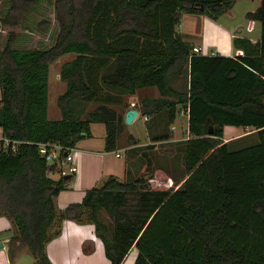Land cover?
<instances>
[{
	"label": "trees",
	"instance_id": "16d2710c",
	"mask_svg": "<svg viewBox=\"0 0 264 264\" xmlns=\"http://www.w3.org/2000/svg\"><path fill=\"white\" fill-rule=\"evenodd\" d=\"M3 1L0 215L15 228L10 262L26 251L34 264H52L46 245L70 219L94 225L109 264H121L132 247L135 264H264V0L244 15L260 23V38L234 36L241 51L234 57L193 52L178 25L184 14L216 21L238 0H54L57 30L50 43L31 48L17 29H34L29 15L38 0ZM46 22H38L39 32ZM66 53L75 56L60 67L66 89L57 98L61 117L51 120L49 68ZM174 78L182 79L178 86ZM153 86L160 96L143 102V114L158 122L153 141H169L179 110L188 114L190 137L173 142L177 174L144 152L149 159L140 173L111 176L58 209L54 198L73 173L52 178L62 169L59 158L47 161L39 145L56 143L66 157L91 135V122H102L105 149H116L125 124L114 106ZM226 125L251 131L224 141ZM247 135L253 141L241 144ZM139 150L129 149L128 157Z\"/></svg>",
	"mask_w": 264,
	"mask_h": 264
},
{
	"label": "crops",
	"instance_id": "0c3cea01",
	"mask_svg": "<svg viewBox=\"0 0 264 264\" xmlns=\"http://www.w3.org/2000/svg\"><path fill=\"white\" fill-rule=\"evenodd\" d=\"M250 1L255 2L256 0ZM259 1L260 0H258V4ZM247 11L249 10H246V12ZM183 16L178 25L179 32L183 34L185 38L186 36L191 37L190 34L193 35V33L199 36L201 44H191L194 47H198L203 55L234 57L241 54V51L234 48L232 45V39L234 36H244L251 39L253 42H256L260 38L261 30L258 35H250L255 29L257 21L248 22L245 19V24L236 26L229 20V18L224 19V16H233V9L232 13L223 14L217 19V22L220 23H215L216 21L211 20L208 17H202L201 21L197 23L194 20L196 15H190L192 17L187 21H193L194 24L197 23V26L194 27L195 31L181 29L183 25ZM221 40H223L224 43H221ZM208 47L213 48L211 53L206 51ZM74 56V53L61 55L60 57H67L66 60L61 62V65L64 62L71 60ZM53 63H51L49 68L48 95L51 91L52 94L57 95V97L52 103L48 97L47 116L51 120L59 119L61 117V110L58 106L57 98L66 89V83L60 79L59 75L57 76V80L50 77ZM181 80L182 79L174 78V86H177L176 83H180ZM159 96V91L155 86L139 88L135 93L125 94L123 96V103L114 106L119 113L123 114V118H125V113L130 108H135L138 111L136 118L130 124H126L124 121V131L118 138L117 148L114 150L107 151L105 149L106 129L104 123H90L91 135L81 138L70 150L73 156L72 162L75 165L76 170L73 172V178L69 187L61 190L54 198L55 206L58 209H63L69 204L80 202L87 189L103 185L111 176L123 179L126 175L127 169L132 170L135 174L140 173L149 159L147 156H141L143 155L142 153L147 152L149 156L155 152V147L145 150V146L155 145L156 143L161 144L164 142L174 146L173 142L185 140L190 137L188 130V114L183 109H180L174 122L169 127L171 135L169 141L162 142L152 140V137L159 131V126L156 124L158 122L153 121V116L143 114V102L148 99L158 98ZM95 105L96 104L93 103L89 104L88 109H92ZM162 114L163 111L155 115L160 116ZM145 116L147 119H145ZM138 121L142 123L139 125L143 127L140 129L139 133H136L133 130V127ZM243 129L247 128L226 125L224 127L223 140L228 141L241 136L244 132L242 131ZM130 136H132V140L134 138L135 143L132 144V140L129 138ZM5 145L6 139L3 138L2 129L0 127V148ZM138 148L141 150L137 152L134 151L132 153L133 156L129 158L128 150ZM117 153H119L120 156H117ZM56 157L59 158L60 162L62 160L64 161L65 158L60 157V151L57 152ZM169 157L172 160L176 158L173 153H171ZM174 160V163L177 164L173 165L171 168L172 170L169 168V173L172 175L177 174L176 170L179 169L178 159ZM60 162L58 163L60 164ZM50 176L57 179L60 176V173L55 170L50 173ZM14 231L15 228L12 222L6 216L0 215V242L3 243V246L0 248V264H34V259L26 251H23L18 255L12 263L10 262L8 256V240L14 234ZM85 244H91L93 249L89 252L85 251ZM46 253L52 264L110 263L109 259L105 256L102 242L95 234L94 225L91 223H77L70 219L62 221L61 232L47 243ZM137 254V249L132 247L121 264H135Z\"/></svg>",
	"mask_w": 264,
	"mask_h": 264
},
{
	"label": "rangeland",
	"instance_id": "374dc122",
	"mask_svg": "<svg viewBox=\"0 0 264 264\" xmlns=\"http://www.w3.org/2000/svg\"><path fill=\"white\" fill-rule=\"evenodd\" d=\"M53 1L54 0H38V2L36 4L35 11L30 12V15H29L30 18L34 21V25L36 26V27L35 26L33 27L34 29H32V28H29V30H24V29L21 30V28L17 29L18 32H21V33L28 36V39H29L28 43H29L30 48L34 47V46L35 47L39 46L40 42H41V44L50 43L49 39H51V36L54 35V33L57 30V22L55 21ZM256 5L257 6L259 5L258 0H256L255 2H252L250 0L237 1V3L234 4V7H233V16L232 17L224 16V19L229 18V20L232 23H234L236 26L241 25V24H245L244 14H245L246 10L255 9V7H257ZM3 9H4V1L0 0V13ZM191 17L192 16H190L189 14H184L183 25H182L181 29L186 30V31H193V30L195 31L194 27L197 26V23L199 21H201L202 17H207V16L202 15V14L196 15L194 17L195 18L194 20L197 23H195V24L193 21H187ZM43 18H45V20H47V22H46L47 26L45 28V31L39 32L38 29H41V26L39 25L38 22H40V20H42ZM215 23H220V22H217V20H216ZM260 30H261V25L259 22H257L255 29L251 32L250 35H258ZM190 35H191V37L186 36V40L188 42L195 43V44H201V40H200L199 36H197L194 33H193V35L192 34H190ZM6 36H7L6 31H3V30L0 31V46L2 45L3 41L6 40ZM220 42L224 43L223 40H221ZM212 49L213 48L208 47L206 51L208 53H211ZM66 58L67 57H60L59 59L56 60V62H54L52 64V68H51V72H50L51 78L57 80V76L59 75L61 62L66 60ZM179 84L180 83H176L177 86ZM48 97L50 98V102L52 103L56 99L57 95H53L52 92L50 91ZM139 124L141 125L142 123L138 121L133 127V130L136 133H139L140 129L143 127V126L141 127ZM242 131H244L242 134V135H244V134H247L248 132H250L251 130L249 128H247V129H243ZM235 138H237V137H235ZM241 139H242L241 144H248V143H251L253 141V137L251 135L241 137ZM153 146L155 147L154 154L157 157V163L158 164H160L161 166H166L168 168V170H169V168L171 169L174 164H177V163H174L175 158L172 160L169 157V155L171 153L174 154L175 146L169 145V143H165V142L161 143V144L156 143ZM173 149H174V151H173ZM178 162H180L179 159H178ZM143 164H142V166H143ZM162 172L163 171H161L160 168H154V173H156L158 176L160 174L164 173V172L163 173ZM168 175H169V173H168Z\"/></svg>",
	"mask_w": 264,
	"mask_h": 264
},
{
	"label": "built area",
	"instance_id": "2783aa9c",
	"mask_svg": "<svg viewBox=\"0 0 264 264\" xmlns=\"http://www.w3.org/2000/svg\"><path fill=\"white\" fill-rule=\"evenodd\" d=\"M193 52L199 53L200 49L198 47H193ZM145 119H147L146 116H145ZM6 143H7V140H6ZM60 149H61V146H59L56 143H42L39 145V152L42 156L45 157L47 161H52V159L56 157V154L58 151H60ZM70 150L68 154L66 155V157L64 158V161L62 160L60 162L62 166V169L60 170L61 175L72 174L76 170L75 165L72 162L73 156ZM117 156H120V154L117 153Z\"/></svg>",
	"mask_w": 264,
	"mask_h": 264
},
{
	"label": "water",
	"instance_id": "95a60500",
	"mask_svg": "<svg viewBox=\"0 0 264 264\" xmlns=\"http://www.w3.org/2000/svg\"><path fill=\"white\" fill-rule=\"evenodd\" d=\"M186 106V104L184 105ZM138 111L135 108H130L129 110L126 111L125 113V118L124 121L126 124H130L137 116ZM84 134V132H82ZM3 246V243L0 242V248Z\"/></svg>",
	"mask_w": 264,
	"mask_h": 264
}]
</instances>
